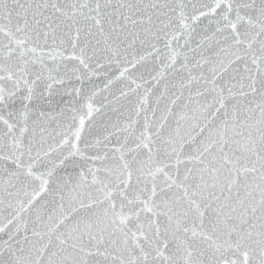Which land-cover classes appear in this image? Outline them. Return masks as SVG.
<instances>
[{
	"label": "snow or ice",
	"instance_id": "snow-or-ice-1",
	"mask_svg": "<svg viewBox=\"0 0 264 264\" xmlns=\"http://www.w3.org/2000/svg\"><path fill=\"white\" fill-rule=\"evenodd\" d=\"M0 264H264V0H0Z\"/></svg>",
	"mask_w": 264,
	"mask_h": 264
}]
</instances>
